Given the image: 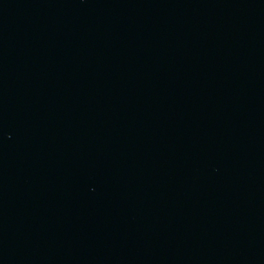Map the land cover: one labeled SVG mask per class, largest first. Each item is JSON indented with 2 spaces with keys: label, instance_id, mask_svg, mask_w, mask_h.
Returning <instances> with one entry per match:
<instances>
[{
  "label": "water",
  "instance_id": "95a60500",
  "mask_svg": "<svg viewBox=\"0 0 264 264\" xmlns=\"http://www.w3.org/2000/svg\"><path fill=\"white\" fill-rule=\"evenodd\" d=\"M0 264H264V0H0Z\"/></svg>",
  "mask_w": 264,
  "mask_h": 264
}]
</instances>
